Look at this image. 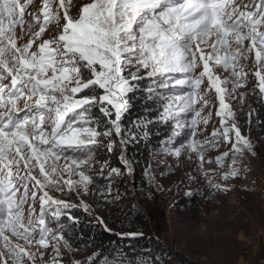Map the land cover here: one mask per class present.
I'll use <instances>...</instances> for the list:
<instances>
[{"label":"snow or ice","instance_id":"obj_1","mask_svg":"<svg viewBox=\"0 0 264 264\" xmlns=\"http://www.w3.org/2000/svg\"><path fill=\"white\" fill-rule=\"evenodd\" d=\"M253 126L264 133V0H0V264H164L88 252L97 230L145 237L138 204L118 211L163 183L149 163L130 193L129 149L193 161L188 179L227 195L259 156Z\"/></svg>","mask_w":264,"mask_h":264},{"label":"rangeland","instance_id":"obj_2","mask_svg":"<svg viewBox=\"0 0 264 264\" xmlns=\"http://www.w3.org/2000/svg\"><path fill=\"white\" fill-rule=\"evenodd\" d=\"M246 119L245 114L239 115L245 133ZM216 124L218 118L213 116L207 132L210 133ZM252 135L260 139L257 148L259 156L250 158L252 171L247 173L246 179L229 181L234 185V190L227 195H211L203 178L198 182L188 179L190 173L196 174L193 161L166 156L164 162L159 164L149 154L146 167L151 163L163 183V190L154 189L152 199L140 195L137 201L130 195L118 214L122 215L130 203L138 204L141 209L145 206L157 208L163 212L162 220L158 221L161 236L178 253L203 264H255L257 258L261 259L260 250L264 247V133H258L253 126ZM225 150V147H221L207 153V156L214 160L219 152ZM111 160L114 166H119L115 156ZM227 163L226 160L225 168ZM205 166L213 169L219 167L214 162ZM136 172L139 173V170L136 169ZM140 172L143 174L144 169ZM125 186L130 193L139 191V186ZM201 186L203 191H198ZM189 190L192 191L191 196L186 195ZM191 200L195 201L194 209L189 205ZM119 226L117 223L118 230ZM90 251L91 248L88 249Z\"/></svg>","mask_w":264,"mask_h":264},{"label":"trees","instance_id":"obj_3","mask_svg":"<svg viewBox=\"0 0 264 264\" xmlns=\"http://www.w3.org/2000/svg\"><path fill=\"white\" fill-rule=\"evenodd\" d=\"M138 108L139 103L137 104V109ZM152 143H156L155 138H153ZM149 154L150 152L144 149L143 144L134 145L129 149V156H135V159L138 161L135 165V168L139 170V173L135 172L136 186H140L144 181L143 174L140 171L145 169L148 163ZM189 205L192 209L196 208L194 200H191ZM142 210L144 212V216L140 218L141 222L134 224V227L143 228L145 233V237L143 239H121L110 233H100L97 230L94 233L96 235L95 245L91 248L90 253L93 251H103L105 255H109L113 253L114 249L130 253L132 248H137L139 254L142 250L151 249L153 253H162V256L166 255L167 258L165 259L164 264H203L191 259L188 256L178 253L169 244H167L165 240H163L161 231L158 227V221L162 220L163 217L162 211H159L157 208H150L146 206ZM125 223H127V221H125ZM123 230L127 231L128 229L125 227ZM151 233H153V236ZM145 255H147L146 251ZM260 257L261 259L257 258L255 260V264H264V247L260 250Z\"/></svg>","mask_w":264,"mask_h":264}]
</instances>
